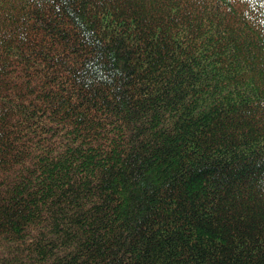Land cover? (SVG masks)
I'll return each mask as SVG.
<instances>
[{
  "label": "trees",
  "instance_id": "16d2710c",
  "mask_svg": "<svg viewBox=\"0 0 264 264\" xmlns=\"http://www.w3.org/2000/svg\"><path fill=\"white\" fill-rule=\"evenodd\" d=\"M0 264H264V0H0Z\"/></svg>",
  "mask_w": 264,
  "mask_h": 264
}]
</instances>
